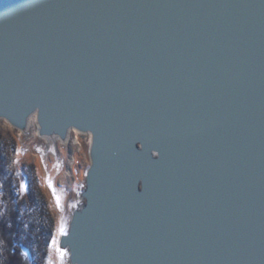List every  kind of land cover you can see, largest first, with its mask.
<instances>
[{"label": "water", "instance_id": "water-1", "mask_svg": "<svg viewBox=\"0 0 264 264\" xmlns=\"http://www.w3.org/2000/svg\"><path fill=\"white\" fill-rule=\"evenodd\" d=\"M89 167L68 264H264V0H0V121Z\"/></svg>", "mask_w": 264, "mask_h": 264}, {"label": "trees", "instance_id": "trees-1", "mask_svg": "<svg viewBox=\"0 0 264 264\" xmlns=\"http://www.w3.org/2000/svg\"><path fill=\"white\" fill-rule=\"evenodd\" d=\"M16 153L14 135L0 131V264H46L54 219L34 166L18 169Z\"/></svg>", "mask_w": 264, "mask_h": 264}, {"label": "rangeland", "instance_id": "rangeland-1", "mask_svg": "<svg viewBox=\"0 0 264 264\" xmlns=\"http://www.w3.org/2000/svg\"><path fill=\"white\" fill-rule=\"evenodd\" d=\"M0 131L12 133L17 140L15 164L18 169L25 165L34 166L54 219L53 239L58 244L61 225L67 228L70 214L77 204V195L84 189L85 172L90 163V139L87 135L75 134L77 147L59 144L56 157H53L47 153L46 142L35 136L34 127L30 129L29 135H19L0 121ZM70 161L71 176L67 175ZM57 244L56 247L50 246L46 264H61ZM63 264L68 263L63 259Z\"/></svg>", "mask_w": 264, "mask_h": 264}, {"label": "bare ground", "instance_id": "bare-ground-1", "mask_svg": "<svg viewBox=\"0 0 264 264\" xmlns=\"http://www.w3.org/2000/svg\"><path fill=\"white\" fill-rule=\"evenodd\" d=\"M33 125H34V119H32V122H31V124H30V128H32L33 127ZM34 134H35V136H37L36 135V133H35V130H34ZM33 134V135H34ZM75 134H77V135H79V133L78 132H76V131H74V130H72L70 133H69V135H68V139H67V141L65 142V143H63V145H71V146H76L77 147V137L75 136ZM80 135H83V134H80ZM88 136V135H87ZM88 138L90 139V136H88ZM72 164V161H70V163H69V168H68V172H67V175H70L71 176V172H70V165Z\"/></svg>", "mask_w": 264, "mask_h": 264}, {"label": "snow or ice", "instance_id": "snow-or-ice-1", "mask_svg": "<svg viewBox=\"0 0 264 264\" xmlns=\"http://www.w3.org/2000/svg\"><path fill=\"white\" fill-rule=\"evenodd\" d=\"M49 186L51 187V184H50ZM21 187L24 188L25 186H24V185H21ZM60 234H61V235H66V234H67V233H66V229H65V227L63 226V224L61 225V228H60ZM56 244H57V242L55 241V239H53V240L51 241V246H52V247H56ZM56 250H57V252H58L59 257L61 258V264H63V257L66 256L67 253L64 252V251H61L59 248H56Z\"/></svg>", "mask_w": 264, "mask_h": 264}]
</instances>
